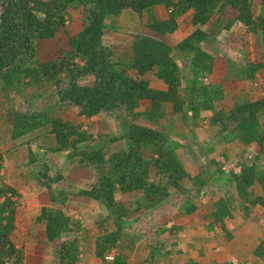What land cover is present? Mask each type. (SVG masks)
<instances>
[{
    "label": "trees",
    "instance_id": "obj_1",
    "mask_svg": "<svg viewBox=\"0 0 264 264\" xmlns=\"http://www.w3.org/2000/svg\"><path fill=\"white\" fill-rule=\"evenodd\" d=\"M255 1L257 11L254 10ZM158 6L166 10V19L150 20V24L140 22L141 28L130 34L131 54L115 58L113 50L104 42L106 20L122 11L141 17ZM168 9H172L171 12ZM229 9L233 16L226 29L239 23L248 34L259 37L264 59V0H0V95L7 101L12 96H29L36 100L41 97L42 90L54 87L53 97L57 98L41 110H34L30 100L27 101L28 110L13 111L10 136L13 140L24 136L31 138L37 131L49 127L46 136L39 140L43 138L50 143V152L65 153L72 165H78L75 170L83 174L102 168V175L76 195L89 197L102 205L108 212L107 219L113 222L109 232L98 235L95 242V256L101 264H121L117 258L119 254L112 261H107L105 255L119 246L124 232L132 235L127 232L134 221L132 216L141 210L151 213L165 206L171 197L169 188L189 192L185 182L190 181L198 193L210 181L201 179L200 175L191 176L194 173L183 166L178 154L182 135L179 137L170 131L175 121L189 126L197 139L205 137L204 129H210L208 138L216 139L227 148L229 155L225 160H239L238 174L226 172L222 178L210 175L211 181L227 186L232 177L242 201L264 207V165L257 170L255 163L264 158V96L257 100H236L227 110L216 109L215 102L224 98L225 90L231 85L202 81L211 76L213 59L201 45L208 38L201 28L213 15H221ZM189 11L194 31L173 47L165 43L162 37L170 36L177 29V18ZM68 13L74 17L76 30L65 25ZM61 29L67 34L69 51H60L55 59L40 61L39 43L55 38ZM175 53L191 57L187 75L174 58ZM246 67L249 77L253 78L258 70L264 69V60ZM83 77H92V84H80ZM149 77H155L163 88L154 87ZM142 104L148 109L142 110ZM65 106L74 108L71 111L78 121H62L52 116L53 107L59 110ZM120 111L130 115L131 120L115 116L119 121L117 137L100 135L94 139L82 130L83 122L79 119L88 121ZM148 122L154 127L148 126ZM117 143L121 144L119 149L105 151L106 147ZM253 148L257 151L255 161H242ZM29 155L30 162L37 161L33 152ZM41 163L45 170L34 178L46 186L50 207H42L36 220L44 223L46 242L58 241L54 246L56 264H81L84 251L81 256L78 246L86 243L88 232L54 208L63 206L67 196L63 191L56 195L50 191V181H60L61 176L48 178L45 183L47 169L42 160ZM152 171L164 182L152 180ZM256 184L262 194L254 200L251 193ZM118 192H141L142 198L130 212L116 201ZM14 193L3 183L0 154V264H23V256L10 237L15 229L16 208L9 195ZM181 205L183 215L197 208L187 199ZM211 206L213 214L210 217L221 226L225 216L232 215L224 198H215ZM76 232H82V237L60 241L63 234ZM151 246L149 239L145 247L150 249ZM254 254L264 261V244L258 246ZM150 257L152 262L156 261L153 254Z\"/></svg>",
    "mask_w": 264,
    "mask_h": 264
},
{
    "label": "rangeland",
    "instance_id": "obj_2",
    "mask_svg": "<svg viewBox=\"0 0 264 264\" xmlns=\"http://www.w3.org/2000/svg\"><path fill=\"white\" fill-rule=\"evenodd\" d=\"M158 7L162 8L161 6ZM162 10L163 17H167L166 10L163 8ZM254 10H258L256 1ZM69 12L71 13L72 11L69 10ZM76 12L79 13L78 10ZM148 12L147 15L143 14V16L139 17L136 14L122 11L118 16L109 17L106 20L105 31H107V36L105 35L104 42L113 50L115 58L118 56L125 57L126 49L130 47V43L125 39H128L129 37L127 36L137 31L138 28H141L140 22L151 23L148 17L152 11ZM232 16L233 13L230 9L221 15L215 14L202 27L203 31L208 34V38L201 45L213 59V72L211 76L203 78L202 81L205 83L223 82L222 84L226 87L231 85L228 90H225L226 98L215 102L216 109L223 108L227 110L232 108L236 100H254L255 98L264 96V69L258 70L255 76L250 78L246 67L248 64L261 63L264 60L260 38L248 34L239 23L233 24L227 30L226 26H228ZM180 18H182V21L179 25V35H167L165 36L166 38H163V41L172 47L194 31V27L191 24V11L177 19L180 21ZM65 25L66 27H70L72 31L77 29L74 17L69 13L65 16ZM66 35L65 30L61 29L55 38L39 43L38 59L40 61L55 59L60 55V51H67L69 46ZM110 43L114 44V46L110 45ZM129 51L131 54V50ZM174 58L181 64L183 73L187 75L189 73L188 64L191 57L188 56L186 58L182 54L175 53ZM76 62L82 64L79 59H76ZM226 79L227 81H224ZM79 82L82 85L88 86L92 84L93 79L92 77H83ZM236 86L239 87L235 88ZM41 92V97L36 100L29 96H12L7 101L0 95V154L3 157V183L15 191L14 194L9 195L14 201L16 208L15 229L10 237L23 256V264L57 263L54 246L58 241L54 243L46 242L44 223L36 220L42 207H50L49 193L46 186L40 185L34 178L38 172H44L45 170L41 160L46 164L47 169L45 173L46 177L43 178L45 183L48 182V178L61 176L60 181H50V191L55 195L59 191H63L67 196V200L63 206L58 205L54 208L62 211L72 223L78 222L80 229L88 233L95 232L97 235H103L105 232H109L111 224H113L112 220L107 219L108 212L102 205L89 197L76 196L78 191L87 189L92 182L102 175V168H100L101 170L95 168L94 170L86 171L87 173H84V175L82 172L75 170L78 165H72L65 153L50 152V143L43 141V138L39 140V138L48 132L49 127L37 131L35 133L36 136H31V138L28 136L17 140L11 138L9 123H11L10 119L13 111L23 112L24 110H28L27 101L30 100L32 102L31 107L34 110H41L57 99L53 97L54 87L44 89ZM166 108L169 109V106ZM73 109L70 106H65L59 110L53 107L52 116L59 117L62 121L73 120L75 117V120L78 121L77 116L71 111ZM147 109L148 107L142 104V110ZM118 115L126 121L127 119L131 120V116L122 111L118 112V114L116 113V115L105 114L104 117L99 116L88 121L82 118L79 120L83 122L82 130L92 135L94 139H97L100 135L112 138L119 135V121L115 118ZM144 123L146 124V122ZM147 125L154 127V124L151 122H148ZM172 127L170 131L173 130V134L179 137L182 135L180 137L182 147L179 149L178 154L183 166L189 170V173H194L191 176L200 175L201 179L210 181L206 182L198 193H196L197 188L194 185L192 186L190 181L185 182L189 192L186 190L181 193L175 191L173 188H169L171 197L165 203V206L152 213V218L157 215L160 216L157 219L159 222H164L167 219H177L179 215H183L181 213L183 209L181 204L184 199H187L189 202L191 201L199 208L200 212L206 214V211L208 212L213 209L211 206L212 200L224 198L232 210V215L231 217L225 216L222 230L225 233H229L228 231L232 227L230 223L239 222L243 225L248 222L246 226H250V234L254 233L257 236V240L261 239L260 242L262 243L260 245L264 244V241H262L264 239V207L259 205L251 206L249 201H242L235 191L232 177L228 179L227 186L216 184L211 181L212 177H209L213 175L222 178L226 172L238 174L239 160L231 158L228 159L229 161L225 160V156L229 155L226 154L227 148L216 139L213 138L211 140L208 138L209 133L207 131L210 129H204L206 130L205 137L197 139L189 126L179 120L175 121ZM119 144H113L112 147L108 146L105 148V151L107 153L115 151L119 149L121 145ZM228 150H231L230 146ZM31 152H33L37 160L36 162H30L29 154ZM256 152V149L253 148L252 153H247L243 159L241 158L242 161L247 160L248 163L254 162L253 158ZM255 163L256 169L260 170L261 165H264V158L255 161ZM151 179L155 182L158 179L159 183L164 182L160 180V177H157L154 171L151 173ZM251 194V199L254 200L262 194L258 184L252 188ZM115 198H117V202L122 203L127 210L132 212L136 207V203L141 200L142 194L141 192H133L121 195L118 192ZM184 214L186 215V213ZM202 220L207 219L204 217ZM102 222L105 224H102ZM80 235L82 236L83 233L63 234V239L60 241L71 240L74 236ZM85 244L78 246L79 254L83 252L80 250V247L84 248L83 245Z\"/></svg>",
    "mask_w": 264,
    "mask_h": 264
},
{
    "label": "crops",
    "instance_id": "obj_3",
    "mask_svg": "<svg viewBox=\"0 0 264 264\" xmlns=\"http://www.w3.org/2000/svg\"><path fill=\"white\" fill-rule=\"evenodd\" d=\"M162 8H154L148 17L149 20H165ZM181 21L182 18L180 21L177 19V29L170 36L179 35ZM105 35L107 36V31ZM127 37L129 38L125 40L130 43L131 47V36ZM110 45L114 46L112 43ZM130 47L125 48L128 56ZM148 79L154 87L163 88L155 77ZM225 98L226 96L222 100ZM257 99L259 98L254 100ZM94 118L97 117L92 119ZM212 211L213 209L204 214L197 207L194 212L179 215L175 220L167 219L159 222L157 219L160 216L152 218L153 212L148 213L141 210L132 216L134 221L130 224L131 227H128L131 230H127L128 233L136 235V238L124 232L119 246L113 247L108 253L113 251L119 254L117 258L121 260V264H264V261L254 254L255 249L262 243L261 239L257 240L254 233L250 234V226H246L248 222L243 225L239 222L230 223L231 230L225 233L220 223H214L210 219ZM204 217L207 220H202ZM102 224L105 223L102 222ZM174 226L176 229H173ZM85 238V248L81 249L84 251L81 264H101L95 256V242L98 235L95 232H89ZM149 239L153 244L150 249L145 247V242ZM80 254L82 256L83 252ZM150 254L156 258L155 262H152Z\"/></svg>",
    "mask_w": 264,
    "mask_h": 264
},
{
    "label": "built area",
    "instance_id": "obj_4",
    "mask_svg": "<svg viewBox=\"0 0 264 264\" xmlns=\"http://www.w3.org/2000/svg\"><path fill=\"white\" fill-rule=\"evenodd\" d=\"M255 85H256V84H255ZM114 256H115V254H114V253H111V254L107 255V256L105 257V259H106L107 261H112V260L114 259Z\"/></svg>",
    "mask_w": 264,
    "mask_h": 264
},
{
    "label": "clouds",
    "instance_id": "obj_5",
    "mask_svg": "<svg viewBox=\"0 0 264 264\" xmlns=\"http://www.w3.org/2000/svg\"><path fill=\"white\" fill-rule=\"evenodd\" d=\"M171 10H172V9H168V12H171ZM154 21H155V20H154ZM176 21H177V20H176ZM182 40H183V39H182ZM205 81H206V79H205ZM111 253H114V252L111 251L110 253L106 254L105 257H106L107 255L111 254ZM114 254H115V256H114V258H115L117 254H116V253H114Z\"/></svg>",
    "mask_w": 264,
    "mask_h": 264
}]
</instances>
